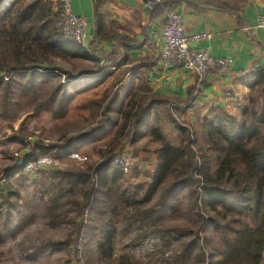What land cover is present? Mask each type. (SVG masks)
Wrapping results in <instances>:
<instances>
[{
	"label": "rangeland",
	"instance_id": "374dc122",
	"mask_svg": "<svg viewBox=\"0 0 264 264\" xmlns=\"http://www.w3.org/2000/svg\"><path fill=\"white\" fill-rule=\"evenodd\" d=\"M32 1L18 0L15 2L17 5L12 8L11 0H5L0 7V63H2L0 70V189H5L4 196L13 202L16 208L12 210L11 217L7 218L6 227L0 224V233H2L0 264H115L118 257L126 253L132 255L137 264H173L174 257L181 250V243L195 235L192 231L199 227L200 248L205 253V260L218 264L222 258L224 238L234 235L241 223L237 222V218L226 214L220 206L204 208L202 203H196L195 196H192L188 190L176 194L178 215H172L166 209L159 217V225L162 228L187 229L184 235L172 233L168 236L164 232L155 233L146 240L134 244V238L139 229L130 228L124 233L121 226V228L115 227L114 232L111 233V229H104L109 216L103 218L104 215L102 216L101 212L87 210L82 217H78L75 207L69 209L70 205L61 207L59 213L67 214L69 219L75 222L83 219L85 228L82 232L76 235L73 231L74 227L61 222L57 224V220H55L56 226L51 225L48 209L56 195V184L59 179L55 173L75 172L87 166L96 165L101 161V152L105 155L120 154L119 158L126 159L130 163V167L125 172L121 169L124 173L123 178H118L112 184V190L109 191V196H112L114 192H134L131 200L119 205L117 214L127 216L133 208L146 209L154 205L162 193V186H166L168 179L164 178L161 186L148 193L147 186L152 182V175L157 167L155 152L160 148L161 143L154 141L150 138L151 136L133 143V133L136 130L129 126L128 130L121 132L119 128L123 122L122 117L119 122L117 119L116 130L111 126L105 127L109 133L105 139L91 146L90 143L73 144V139L86 134L85 132L89 133L93 129L105 126L104 121L96 118L99 113L97 108L99 101L94 102L93 105L91 103L89 110L82 111V115H87V120L84 121H82L84 117L76 116L78 112L74 108L69 110L70 115L67 119L54 121L52 111L58 106L56 100L46 110H42L37 115L32 114L31 111L39 108L49 94L57 88L65 91L67 101L72 92L67 89L69 81L77 78L82 72L96 71L98 68L83 62L82 59L73 61L68 57L60 58L53 54H45L35 46L27 48L20 45L18 55H14L11 26L17 13ZM54 20L50 19V26ZM27 27V24L23 25V32ZM17 60L24 66H28L27 68L46 66L52 70L41 72L38 68H33L30 71H14L8 75L6 73L8 68ZM64 73L71 75L70 78H66ZM91 82L93 81L90 80V84ZM6 83H9L8 103L3 105ZM78 83L81 86L86 81ZM261 89L262 87H257L251 94L255 102L260 101ZM4 106H6L5 112L2 110ZM179 113V109L166 105L156 108L151 112L152 117L151 115L149 117L151 118L149 135L152 128H158L163 142L176 146L181 141L178 129L185 127L191 135V144L196 150V156L201 152L208 154L211 171L214 172L218 162L213 152L207 148L202 123L189 124L188 120L183 119ZM141 131L143 133L145 129ZM101 133L102 131L99 135ZM101 138L98 137V139ZM115 141L127 149L125 151L113 149L116 145ZM33 146L45 149L48 154L38 159H50L51 167L33 176L24 175L22 172H8L7 169L15 166L16 163L14 153L23 154V151L28 153ZM8 192L13 194L10 196ZM76 199L79 200L80 197ZM105 199L107 196L99 197L101 202ZM3 217L0 223L3 222ZM243 221L249 220L243 219ZM69 237L72 242H69L67 247L60 249L50 244L68 241Z\"/></svg>",
	"mask_w": 264,
	"mask_h": 264
},
{
	"label": "trees",
	"instance_id": "16d2710c",
	"mask_svg": "<svg viewBox=\"0 0 264 264\" xmlns=\"http://www.w3.org/2000/svg\"><path fill=\"white\" fill-rule=\"evenodd\" d=\"M15 0L11 3L12 8L17 5ZM4 0H0V7ZM15 3V5H13ZM9 11V9H7ZM57 12H54L49 3L43 0H33L25 5L16 15L11 26V39L13 40L12 49L14 55H18L19 46H35L44 51L45 54L65 50L74 52L77 58L88 60L93 65L98 66L96 71L82 72L80 74L100 73L101 59L115 60L116 51L101 53L97 51L95 44H90L89 49L81 48L75 42L65 39L59 32H55L50 26V19H55ZM28 27L23 32V25ZM101 29V24L97 21L96 37ZM62 52V51H60ZM97 54V56H95ZM113 61L114 66L118 62ZM113 66V67H114ZM2 63H0V70ZM24 66L18 60L7 70L9 75L14 71L32 70L38 68L41 72H48L52 69L46 66L31 67ZM60 70V69H59ZM102 79L111 75V71L103 72ZM66 78L71 75L64 73ZM252 84L249 85L250 94L248 103L239 116L232 117L226 114H209L202 120V127L206 136L207 148L215 155L218 162L217 169L212 172L210 156L200 153L196 156L190 139V133L185 127H179L178 132L181 141L178 145H170L163 142L162 135L158 128L150 130V136L154 141L161 143L160 148L155 152L157 167L152 175V182L147 186L150 194L154 189L161 186L164 178L167 177L166 186H162V193L157 202L146 208H133L127 216L116 213L119 205L131 200L133 191L114 192L112 184L118 178H123L124 173L119 167L113 166L112 161L120 154H102L101 161L85 169L75 172L55 173L59 176L56 184L57 191L53 203L49 206L48 212L51 218V225L63 224L70 225L77 235L85 228L83 219L75 222L69 219L64 213H59L61 207L70 205L69 209L75 207L76 216L82 217L87 210L96 213L101 212L103 218L109 216V220L104 229H111L122 226L125 233L130 228H137L140 231L134 238V244L146 240L150 235L164 232L170 236L172 233L184 235L187 229L184 228H162L159 225V217L163 210H168L172 215H178V201L176 194L188 190L195 196L196 203H202L205 207L220 206L222 210L237 218L241 223L234 235L224 238V249L222 258L218 264H264V65L257 67L251 76ZM5 84V101L7 104L8 93ZM257 87H262L260 101L255 102L251 94ZM65 91L61 88L51 92L48 98L43 101L39 108L34 109L32 114H39L46 110L54 101H58V106L52 111L53 118H63L66 115ZM65 99V100H64ZM103 100L99 101L100 104ZM156 102H159L157 100ZM148 105L129 103L126 111L121 113L123 122L120 131L128 130L129 126L134 127L136 132L144 127L150 119L151 109ZM7 106V105H6ZM6 106L2 109L6 110ZM18 119V118H16ZM11 128V127H10ZM94 131V130H93ZM95 132V131H94ZM87 134L82 135L85 137ZM195 141V140H194ZM195 143V142H194ZM49 150V149H46ZM198 150H201L198 148ZM111 153V152H109ZM45 149L33 146L25 154L23 164L33 162L47 155ZM22 167L12 166L8 172H21ZM165 180V179H164ZM107 188V190L105 189ZM5 189H0V224L6 227L7 218L11 217V212L15 208L13 202L4 196ZM113 192V191H112ZM11 196L13 193L8 192ZM107 196V199L100 201L99 197ZM80 197L79 200L76 198ZM108 213V215H107ZM3 215V216H2ZM106 216V217H105ZM200 218L203 217L199 214ZM248 219V222L243 221ZM55 220L57 222L55 223ZM195 235L190 236L187 241L181 243V250L173 259V264H216L205 260V253L200 248L199 232L200 227L192 231ZM2 233H0V238ZM70 240L50 243L56 248L67 247ZM192 262V263H191ZM115 264H137L135 258L129 254L118 257Z\"/></svg>",
	"mask_w": 264,
	"mask_h": 264
},
{
	"label": "crops",
	"instance_id": "0c3cea01",
	"mask_svg": "<svg viewBox=\"0 0 264 264\" xmlns=\"http://www.w3.org/2000/svg\"><path fill=\"white\" fill-rule=\"evenodd\" d=\"M43 1L58 12L60 0ZM71 5L76 15L88 21L86 50L90 51L92 43L101 53L115 50L117 60L101 59L100 73L80 74L69 81L67 89L72 92L68 97V112L63 118L52 119H67L69 110L74 108L78 112L76 116L87 120L82 111L89 110L91 103L103 100L97 105L96 118L105 125L93 129L95 132L84 131L87 135L73 139V144L91 146L105 139L109 135L105 127L116 130L117 119L119 122L130 102L153 103L151 112L164 105L175 107L192 125H199L209 114L237 117L247 105L251 76L257 67L264 65V29L257 27V19L264 16V0H166L152 11L142 8V0H71ZM168 11L183 16L186 33L210 34L209 41L193 47L207 52L213 59H231L230 70L225 73L213 70L199 78L179 68L165 67L160 62L159 35ZM55 21L51 27L59 33ZM97 21L101 24L99 37H96ZM60 51L55 52L57 57L81 61L74 52ZM113 61L119 64L114 66ZM83 62L93 64L88 60ZM109 70L111 75L102 79L103 72ZM79 81L86 83L80 86ZM150 121L151 118L133 133V143L150 137ZM142 129H145L143 133ZM115 142L113 149H127Z\"/></svg>",
	"mask_w": 264,
	"mask_h": 264
},
{
	"label": "built area",
	"instance_id": "2783aa9c",
	"mask_svg": "<svg viewBox=\"0 0 264 264\" xmlns=\"http://www.w3.org/2000/svg\"><path fill=\"white\" fill-rule=\"evenodd\" d=\"M165 1L142 0V8L152 11ZM257 27L264 29V16L257 19ZM56 28L66 39L75 42L81 48H88L86 43L88 21L73 12L71 0H60ZM159 39L161 41L160 62L167 68H179L202 78L213 70L220 73L228 72L232 65V60L229 58L213 59L207 52L194 48L193 45L199 42L209 41L211 35L208 33H186L184 18L176 11L166 13ZM25 152L27 151H23V154L16 152L13 155L15 165L22 167V174L33 176L41 170L51 167L52 161L47 158L23 164ZM112 165L119 167L124 172L130 167V163L126 159L119 157L113 159Z\"/></svg>",
	"mask_w": 264,
	"mask_h": 264
}]
</instances>
